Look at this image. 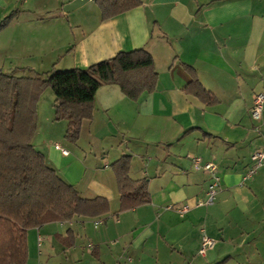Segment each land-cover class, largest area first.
<instances>
[{
  "label": "crops",
  "instance_id": "0c3cea01",
  "mask_svg": "<svg viewBox=\"0 0 264 264\" xmlns=\"http://www.w3.org/2000/svg\"><path fill=\"white\" fill-rule=\"evenodd\" d=\"M71 1L0 0V21L17 10L0 30L6 72L83 69L145 48L158 77L155 90L137 100L116 84L100 86L79 139L62 140L75 152L68 163L62 135L51 143L50 131L41 133L42 124L64 132L67 121L54 120L51 89L40 95L31 144L82 197H104L110 210L29 229L26 264H264V164L244 178L251 155L264 145V107L260 120L249 115L254 96L264 93V0H141L104 20L94 0L65 13ZM21 56L28 65L15 63ZM182 64L195 70L215 104L184 91L192 77ZM123 155L131 157L129 176L147 179L151 202L118 213L110 165ZM191 156L215 165L219 187L212 204H201L211 175L196 169ZM204 234L215 245L201 255Z\"/></svg>",
  "mask_w": 264,
  "mask_h": 264
},
{
  "label": "trees",
  "instance_id": "16d2710c",
  "mask_svg": "<svg viewBox=\"0 0 264 264\" xmlns=\"http://www.w3.org/2000/svg\"><path fill=\"white\" fill-rule=\"evenodd\" d=\"M101 18L108 19L142 4L141 0H94ZM11 11L0 21L4 29L15 17ZM192 80L184 91L206 105L217 102L205 89L195 70L182 64ZM154 58L145 48L120 51L112 58L87 68L57 70L34 76H15L0 69V264H26L27 231L52 222L74 217H99L110 210L104 197L84 198L77 189L61 179L45 156L34 148L31 139L37 126L36 105L40 95L50 88L55 96L54 120H66L65 138L75 143L83 120L91 119L97 89L116 84L123 94L137 100L152 93L157 82ZM131 157L115 160L112 169L120 196L119 212L151 202L147 179L129 176ZM57 240L66 246L61 235ZM226 259L216 264H222Z\"/></svg>",
  "mask_w": 264,
  "mask_h": 264
},
{
  "label": "built area",
  "instance_id": "2783aa9c",
  "mask_svg": "<svg viewBox=\"0 0 264 264\" xmlns=\"http://www.w3.org/2000/svg\"><path fill=\"white\" fill-rule=\"evenodd\" d=\"M264 107V93L260 92L257 93L254 96V102L251 108H249V115L250 117L258 121L261 119L262 116V111ZM54 148L58 150L62 155L66 156L68 155V150L60 146L59 144L55 143ZM251 164L246 171L244 178L250 177L253 174L257 172V170L264 164V145L256 150L252 155H251ZM191 161L193 166L196 169H202L210 173L211 175V185L209 187V190L207 192V200L205 203L201 204H212L215 198V195L217 193V189L219 187V178L216 174V168L215 165L212 164L211 162H205L202 163L200 157L197 156H191ZM187 208L183 207L180 212L184 213L186 212ZM98 224V223H96ZM215 245V239L211 238L210 236L204 234L201 238V244L199 248V254L204 255L208 250L213 248Z\"/></svg>",
  "mask_w": 264,
  "mask_h": 264
},
{
  "label": "rangeland",
  "instance_id": "374dc122",
  "mask_svg": "<svg viewBox=\"0 0 264 264\" xmlns=\"http://www.w3.org/2000/svg\"><path fill=\"white\" fill-rule=\"evenodd\" d=\"M10 60H3V59H0V69H2L3 71H8V68L10 67V66H8L7 67V65H9V62ZM14 61H15V63H18L20 66H23V65H28V63H29V59L28 58H23L22 56L21 57H19V58H14ZM3 63V64H2ZM3 65V66H2ZM12 65H16V64H12ZM10 71V70H9ZM17 72L19 73H21V75H28V72H27V70L26 69H18L17 70ZM45 90H47L46 92L47 93H44V95H42L43 97L42 98H46V94H52V92H51V90H50V88H47V89H45ZM44 90V91H45ZM43 91V92H44ZM42 92V93H43ZM40 126V125H39ZM46 127V126H45ZM44 127V124H42L41 125V133H47V132H49L50 133V137L51 138H49L48 140L49 141H51V143L54 141V138L55 139H57V137L58 136H61L62 137V139H61V137L59 138V140L61 141V143L64 145V146H66V143L64 142V141H62L63 139H65V141L66 142H69L66 138H65V132H66V130L64 131V132H60L61 130H60V128H59V126L57 127H49V129H48V127H47V129H44L45 128ZM38 128V123H37V126H36V129ZM67 128V127H66ZM44 136H41V138H43ZM53 137V138H52ZM69 143H71V142H69ZM63 145H62V147H63ZM66 147H68V148H70V151H71V155H70V158L67 160V161H65L64 163H68L70 160H72L73 158H74V156H75V152L73 151V148L72 147H69V146H66ZM61 154V153H60ZM73 167H74V165H73ZM75 169H73V171H74Z\"/></svg>",
  "mask_w": 264,
  "mask_h": 264
},
{
  "label": "water",
  "instance_id": "95a60500",
  "mask_svg": "<svg viewBox=\"0 0 264 264\" xmlns=\"http://www.w3.org/2000/svg\"><path fill=\"white\" fill-rule=\"evenodd\" d=\"M88 0H73L63 6V11L65 13H69L80 6H82L84 3H86Z\"/></svg>",
  "mask_w": 264,
  "mask_h": 264
}]
</instances>
